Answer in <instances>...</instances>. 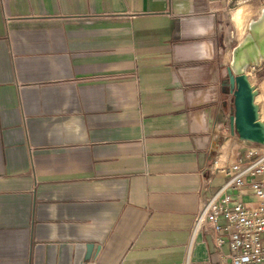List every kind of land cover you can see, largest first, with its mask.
<instances>
[{"label": "crops", "instance_id": "1", "mask_svg": "<svg viewBox=\"0 0 264 264\" xmlns=\"http://www.w3.org/2000/svg\"><path fill=\"white\" fill-rule=\"evenodd\" d=\"M261 1L0 0V264H222L190 229L250 144L223 99Z\"/></svg>", "mask_w": 264, "mask_h": 264}, {"label": "built area", "instance_id": "2", "mask_svg": "<svg viewBox=\"0 0 264 264\" xmlns=\"http://www.w3.org/2000/svg\"><path fill=\"white\" fill-rule=\"evenodd\" d=\"M214 164L226 180L202 198L190 238L210 233L222 264H264V144L250 142L232 162ZM246 193L252 197L244 201Z\"/></svg>", "mask_w": 264, "mask_h": 264}, {"label": "water", "instance_id": "3", "mask_svg": "<svg viewBox=\"0 0 264 264\" xmlns=\"http://www.w3.org/2000/svg\"><path fill=\"white\" fill-rule=\"evenodd\" d=\"M264 62V7L260 13L251 18L246 31L230 51L227 66L229 91L233 94L234 112L229 117L232 134L240 140L264 144V123L258 118V106L254 102L255 90L247 72ZM87 246L78 244L71 264H93L94 253L85 258ZM60 259V257H58ZM57 259V260H58ZM47 256L35 264H51ZM57 264H60L57 261Z\"/></svg>", "mask_w": 264, "mask_h": 264}, {"label": "rangeland", "instance_id": "4", "mask_svg": "<svg viewBox=\"0 0 264 264\" xmlns=\"http://www.w3.org/2000/svg\"><path fill=\"white\" fill-rule=\"evenodd\" d=\"M249 2H251L252 5L255 7L259 6L262 3L261 0H249ZM235 6H239V5H233V7H235ZM246 21H247V19H246ZM248 78H249V80H250V82H251V84L255 90V95L258 93H261L260 84L264 79V62H262L259 66L251 68L250 74L248 75ZM224 88L226 91V93L224 94V99H223L224 110L228 111L232 115L234 112L233 94L231 92H229L228 85L225 84ZM263 102H264V97L263 98L260 97L256 101V105L258 107L262 106V108H261L262 113L264 112V106L262 105ZM261 119L264 121V117H262Z\"/></svg>", "mask_w": 264, "mask_h": 264}, {"label": "bare ground", "instance_id": "5", "mask_svg": "<svg viewBox=\"0 0 264 264\" xmlns=\"http://www.w3.org/2000/svg\"><path fill=\"white\" fill-rule=\"evenodd\" d=\"M250 71V70H249ZM248 71V72H249ZM248 72H247V74H248ZM257 95V94H256ZM255 95V96H256ZM254 102H255V97H254ZM258 118H259V120L261 121V122H263L264 123V121H262L261 119H260V115H259V107H258ZM225 153H226V151L224 150L222 153H221V155H219V157L217 158V160H218V163L219 162H221V160L223 159V157L225 156Z\"/></svg>", "mask_w": 264, "mask_h": 264}]
</instances>
